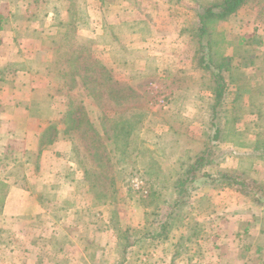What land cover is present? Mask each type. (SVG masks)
<instances>
[{"label":"crops","instance_id":"1","mask_svg":"<svg viewBox=\"0 0 264 264\" xmlns=\"http://www.w3.org/2000/svg\"><path fill=\"white\" fill-rule=\"evenodd\" d=\"M173 3L174 0H0V264L101 261L95 250L101 235L111 230L107 225L100 229L89 226L96 223L90 219L93 211L86 210L80 200L84 173L72 156L71 138H64L65 126L57 123L60 117L64 120L66 99L51 94L59 87L54 73L66 71L67 63L61 59L66 54H88L96 62L102 58L112 62L108 55L117 42L138 50L137 69L160 72L171 63L180 64L186 40L182 33L185 20L174 12ZM256 16L263 17L264 22V15ZM168 18L170 24L165 22ZM195 209L189 220H194L197 234L202 235L207 224L197 219L200 213ZM258 210L262 220L245 229L249 232L245 235L260 250L264 248V208L255 212ZM180 213L184 214L183 209ZM217 213L210 214H214L213 218ZM219 214L223 220L237 221L234 231L242 222L238 219L241 214L226 208ZM214 224L208 229L205 247L213 251L219 248V252L207 260L193 255L192 264H248L242 253L225 256L226 243L208 239L216 230L230 227ZM186 228L187 225L178 227L175 239L186 242L190 232L185 236ZM196 240L187 244L199 250L201 245L195 244ZM107 243L100 245L101 250L108 246L112 253L116 241Z\"/></svg>","mask_w":264,"mask_h":264},{"label":"rangeland","instance_id":"2","mask_svg":"<svg viewBox=\"0 0 264 264\" xmlns=\"http://www.w3.org/2000/svg\"><path fill=\"white\" fill-rule=\"evenodd\" d=\"M174 2L172 9L175 13L179 12L185 20L182 33L184 37L186 36V40L179 56L183 64L181 62L180 64L171 63L165 71L146 72L136 68V66H139L135 64V60L139 57L138 50L121 46L117 42L108 55V60L112 58V62L110 60L104 61L105 58H102L100 62L99 60L96 62L88 54L84 55L83 60L86 59L88 66H85L84 70L86 71H82L83 74L87 75L83 79L74 77L71 72L65 71L61 75L58 72L54 73L60 76V78L58 75L56 77V85L62 84V82L64 84L70 78V82L64 85V89H59V91L55 89L54 95L59 94L60 99L68 97L64 90L67 91L69 88L75 98V103H72L73 108L77 110L72 116H86L89 119L87 123L91 121L99 136L98 141L89 140L84 136L81 138L82 131L88 128L87 123L77 129L72 128V124L69 121L65 122L61 117L57 121L59 127L66 125L69 128V134H65L64 138H71L76 151L72 153V156L81 162L77 164L84 166L86 169H95L97 177L89 175L88 179L101 180V185L99 184L100 181H95L99 185L97 190L94 187L89 190L91 182L85 181V178L83 185L80 187V200L83 206L86 210L93 211L90 219L93 222L94 218L96 224L89 225L90 227L104 228L105 225L109 226L116 220L122 228L131 226L143 228L149 232L156 231V226L152 223L154 217L149 215L154 209L155 203L152 201L153 203L145 206L143 202L149 201L151 192H155L162 197L168 196V187L184 166L183 161H186L202 146L200 142L205 136V124H207L212 100L206 86L208 83L207 76H201V71L195 67L192 58L194 43L186 30L188 24L195 22V4L192 0H179L178 2L174 0ZM254 2L255 0H250L227 19L212 21L208 24V29L220 34V50L232 56V69L234 71L242 68L238 63L239 60L236 54L240 49L241 54L248 51L249 55H245L256 59L255 66H250L248 69L263 76L264 66L259 65L257 55L264 47V34L262 33L264 22L263 17L258 18L256 16L261 14H256L255 11L259 6H251V3ZM259 2H261V6L264 5V0ZM262 12H264V8H262ZM250 14L254 15L255 19H252ZM159 18L164 19L161 16ZM249 20L253 21L249 22ZM165 22L170 24V19H165ZM257 29H261L262 32H257ZM257 36L260 41L256 40ZM240 37H244L243 42L241 41L242 44H238ZM66 55L67 58L65 56L61 57L63 63L66 59L69 61L71 58L68 59L69 55ZM248 69L246 70L249 71ZM250 71L247 72L248 82L254 84L255 80L251 78ZM64 76L67 78L66 80ZM234 80L235 78H232L230 83H233ZM83 83L87 84L89 88L95 89V94L90 96L87 90L83 89ZM231 88L224 106L230 110L227 114L237 113V120L233 122L231 127L238 131H247L248 139L255 138L254 135L257 132L258 135L264 136V126L254 125L257 115L247 112L248 105L246 104L249 102V96L244 93L245 95L236 98L235 87ZM231 106L235 107L234 110ZM60 109L59 107L58 112L61 111ZM134 115L138 119V121H131L137 124L135 128H126L127 122L123 124L122 134H126L124 144L122 140L113 141L112 138H107L106 130H111L110 126L114 121L120 120L123 123V119L129 121L127 119H131ZM109 123H111L110 126ZM225 131L229 134L225 135V138L218 143V146L222 149L220 152L225 151L226 153L225 158L220 160V167H249L256 172L259 179L264 181V156L257 155L248 161H238L237 158L229 154L234 153L231 138L233 135L232 130L228 132L226 128ZM89 134H93V131H89ZM121 150L131 153L126 156ZM81 169L83 171V168ZM109 178L114 179L115 191L108 188V185L105 186V181L107 182L105 179ZM204 184L198 185L192 191L188 203L179 209L180 211L183 209L184 214L175 213L172 220L173 229L170 232L168 241L158 244L147 242L139 249L130 250L126 255L127 264H170L174 245L176 246V243L181 241V239H175L176 236L174 235H177L178 227L183 225H187L185 236L188 234L189 236L185 239L186 242L181 241L184 248L177 257V260H180L178 264H184V262L187 264L194 263L193 255L199 259L207 260L206 258H211L219 252V248L213 251V248L205 247L206 235L210 234L208 229L214 223L215 226L218 224L230 225V227H225L221 231L218 229L214 232L215 229L212 228L213 238L208 236L209 240L212 239L217 244L224 245L226 243L225 256L242 253L246 256L248 264H264V248L258 250L255 242L249 241L247 235H245L247 231L245 229L253 228L252 226L262 220L260 211L255 212V210L264 208V204L255 203L233 188L212 187L209 183ZM216 191L219 192L216 193ZM100 192L105 197L110 195L114 196L115 199L106 203L102 202L103 200H97L96 195ZM202 196H212V198L201 200ZM196 199L198 200L196 201ZM195 207L200 213L197 219L207 224L204 228L207 230H204L202 235L197 234L198 232L194 228V220L192 218L189 220ZM223 208L241 214L238 219H242V222L235 231L233 226L237 224V221L228 218V220L221 219L224 216L219 213H222ZM158 210L164 215L166 208L161 205ZM211 212H214V214L218 212V216L215 215L212 218L214 214L211 215ZM206 216H210L209 219H213V221L205 219ZM256 218L258 219L256 220ZM255 220L257 222H254ZM109 230L111 229L109 228ZM187 232L189 233L186 234ZM234 232H236V236ZM250 233L253 232L250 231ZM91 234L92 232L89 235ZM247 234H249L248 231ZM199 239L201 242H199ZM114 240L116 241V235L112 230L105 235H101L99 247L95 250V255L97 253L96 257L101 260L100 262H113L116 260L117 256L114 251L110 253L108 246H103L105 250H101L100 247L103 243L108 242L107 244H109ZM173 240L176 241L175 244H172L171 241ZM194 240H196L195 244L201 245L199 250L194 248L195 245L187 244L192 243ZM245 246L247 249L244 248ZM191 259H193L192 262Z\"/></svg>","mask_w":264,"mask_h":264},{"label":"trees","instance_id":"3","mask_svg":"<svg viewBox=\"0 0 264 264\" xmlns=\"http://www.w3.org/2000/svg\"><path fill=\"white\" fill-rule=\"evenodd\" d=\"M175 1L178 2L179 0ZM192 1H194L195 4V22L188 24L186 26V30L191 36V41L194 43L192 58L194 59L195 67L201 71V76H207L208 83L206 86L209 91L210 99L212 100L207 117V124H205V136L200 142L202 145L200 149L192 156H189L186 161H183L184 166L179 170L178 175L173 179L172 183L168 187V196L162 197L155 192H151V198L149 201L143 202L145 206L149 203H155V207L149 215L154 217L152 223L156 226V231L149 232L146 229L131 226L122 228L118 225L116 220L108 226L116 235L114 253L117 257L115 264H127L126 255L133 247H142L147 242H152L154 244L166 243L169 239L170 232L173 229L172 220L175 213H179V209L188 203L192 195V191L200 184L209 183L212 187H230L245 195V197L250 198L255 203L264 204V181L259 179L256 176V172L249 167H220V160L225 158L226 153L225 151L220 152L222 149L218 146V143L225 138V135L229 134L225 131L227 128L228 132L229 130H232L233 134L231 138L234 153L229 154L237 158L238 161H248L255 158L257 155L264 156V136L260 134L258 135L257 132L254 135L255 138L248 139L246 134L247 131H238L237 129L232 128L231 125L237 120V113L227 114L230 110L224 107L227 95L232 89L231 87H235L236 98L243 96L244 93L249 96V102L246 104L248 107L246 109L247 112L257 115L254 125L258 127L264 126V75L262 76V74H257L256 71L253 72L248 69L250 66H255L254 62L256 59L252 56H248V51L241 54L240 49H238L236 54L239 60L238 63L242 66V68L238 71H234L232 69V56L224 53L223 50H220V34L212 32L208 29L209 23L214 20L227 19L231 15L235 14L242 6L246 5V3L250 0ZM259 1L257 2L255 0L254 3H251V6H259V8L255 10L256 14L258 13L264 15V12H262L264 5L261 6V2ZM243 39L244 37H240L238 39V44H242ZM256 40L260 41L258 36L256 37ZM65 57L67 58V55H65ZM69 57H71L70 60L67 61L66 59L64 62V64L67 63L65 68L66 72L73 73V76L79 79L87 77V75L82 73V71H86L84 70L86 68L85 66H88L86 59L83 60L84 56L79 57V55H69L68 59ZM257 59H259V65L264 66L263 51L259 52ZM246 69L250 71L249 74L251 78L255 80L254 84H250L248 82L247 72L249 71ZM64 73L65 71L58 72L60 75ZM232 78H235V80L233 83H230ZM64 79L66 80L67 78L64 76ZM69 82L70 78L67 79L64 84L63 82L62 84H59V87L56 90L59 91V89H64V85ZM83 89L87 90V93L90 96L95 94V89L89 88L87 84L83 83ZM64 91L68 96L64 97L66 99L65 108L63 110L64 121H69L73 126L72 128L75 127L80 129L89 119L86 116H72V114L77 111L75 110L76 108H73L74 106L72 104L75 103V98L69 88L67 91ZM53 92H51L52 95L54 94ZM78 103H80V101H78ZM231 108L233 109L235 107L231 106ZM136 117L137 116L134 115L131 119H127L129 121H125L123 119V123L120 120L114 121L112 124L109 123V126L111 124V130H106L107 138H112L113 141L122 140V143L124 144L126 134H122L123 124L127 122L126 128H135L137 124L131 121H138ZM87 125L88 128L82 131L81 138L84 136L89 140L98 141V132L92 126L91 121H89ZM65 128L67 131L66 133L69 134V128H67L66 125ZM89 131H93V134H89ZM74 151L75 149H73V152ZM121 152L126 156H129V153H131L126 150H121ZM75 161L76 163H81L76 159ZM81 168H83L85 181H88L89 183L91 182L89 190L93 187L95 190H97V188L99 189V185L95 181H100L99 184L101 185V180L88 179L89 175H95V169H86L84 166H81ZM95 177H97V174ZM105 180H107V182L105 181V186L108 185V188L115 191L114 179L109 178ZM101 194V192L97 193V200H103L102 202L104 203L115 199L114 196L109 195L105 197ZM161 205H164L166 208L164 215H162L158 210ZM176 244V246L174 245L173 255L170 258V264H178L177 257L181 254L182 248H184L181 241H178ZM98 264L104 263L98 262Z\"/></svg>","mask_w":264,"mask_h":264}]
</instances>
